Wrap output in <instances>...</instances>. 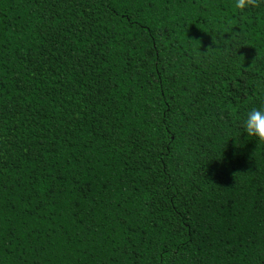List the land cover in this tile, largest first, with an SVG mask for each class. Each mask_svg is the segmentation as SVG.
Segmentation results:
<instances>
[{
    "label": "trees",
    "instance_id": "trees-1",
    "mask_svg": "<svg viewBox=\"0 0 264 264\" xmlns=\"http://www.w3.org/2000/svg\"><path fill=\"white\" fill-rule=\"evenodd\" d=\"M264 0H0V264H264Z\"/></svg>",
    "mask_w": 264,
    "mask_h": 264
},
{
    "label": "clouds",
    "instance_id": "clouds-1",
    "mask_svg": "<svg viewBox=\"0 0 264 264\" xmlns=\"http://www.w3.org/2000/svg\"><path fill=\"white\" fill-rule=\"evenodd\" d=\"M253 3V0H234L236 9H243ZM239 135L247 140L255 141L256 145H264V103L248 109L239 121Z\"/></svg>",
    "mask_w": 264,
    "mask_h": 264
}]
</instances>
